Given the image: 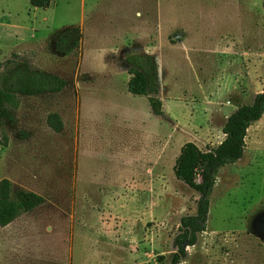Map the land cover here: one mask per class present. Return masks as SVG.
Segmentation results:
<instances>
[{
    "label": "rangeland",
    "instance_id": "obj_1",
    "mask_svg": "<svg viewBox=\"0 0 264 264\" xmlns=\"http://www.w3.org/2000/svg\"><path fill=\"white\" fill-rule=\"evenodd\" d=\"M72 25L79 46L60 54L56 35ZM130 50L155 62L160 115L127 91ZM8 59L66 85L18 96L0 126V180L44 199L0 227V264H171L200 196L173 174L180 147L217 146L227 117L264 91L261 0H0ZM209 202L179 264H264V114L242 157L218 169Z\"/></svg>",
    "mask_w": 264,
    "mask_h": 264
},
{
    "label": "trees",
    "instance_id": "obj_2",
    "mask_svg": "<svg viewBox=\"0 0 264 264\" xmlns=\"http://www.w3.org/2000/svg\"><path fill=\"white\" fill-rule=\"evenodd\" d=\"M32 7H47L51 0H28ZM264 7V0H261ZM79 26H68L58 32L54 40V50L63 55L72 54L81 39ZM127 91L133 95L147 97L154 115L162 113L158 98L157 70L153 58L144 52L126 51ZM66 82L61 77L38 69H32L26 61L8 59L0 64V126L5 121L12 122L14 111L18 107V96L58 92ZM8 107H11L12 110ZM264 114V91L258 92L249 104L238 106L226 119L222 131L224 139L215 147L205 151L195 143L188 141L181 147L172 166L176 179L199 192L196 213L180 218L179 232L173 239L176 250L171 263L179 264L187 255L182 243L193 246L197 234L206 228L209 211V195L215 183L218 169L238 161L244 151L247 129ZM48 125L59 131L62 122L58 114L47 117ZM0 145H8V137L0 131ZM199 177V181H197ZM43 197L35 192L17 188L3 178L0 180V227H4L43 202Z\"/></svg>",
    "mask_w": 264,
    "mask_h": 264
},
{
    "label": "water",
    "instance_id": "obj_3",
    "mask_svg": "<svg viewBox=\"0 0 264 264\" xmlns=\"http://www.w3.org/2000/svg\"><path fill=\"white\" fill-rule=\"evenodd\" d=\"M187 245H186V242H183L182 243V247L185 248ZM172 264V263H171Z\"/></svg>",
    "mask_w": 264,
    "mask_h": 264
}]
</instances>
